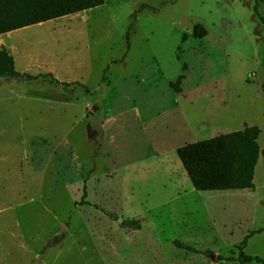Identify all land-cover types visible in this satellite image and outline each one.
<instances>
[{"label": "rangeland", "instance_id": "obj_1", "mask_svg": "<svg viewBox=\"0 0 264 264\" xmlns=\"http://www.w3.org/2000/svg\"><path fill=\"white\" fill-rule=\"evenodd\" d=\"M0 46L59 81L0 78V264H239L218 257L264 227L263 155L252 189L199 191L175 150L246 126L264 150V0H105Z\"/></svg>", "mask_w": 264, "mask_h": 264}, {"label": "trees", "instance_id": "obj_2", "mask_svg": "<svg viewBox=\"0 0 264 264\" xmlns=\"http://www.w3.org/2000/svg\"><path fill=\"white\" fill-rule=\"evenodd\" d=\"M105 0H0V35L27 26L40 24L49 20L61 18L73 13L98 7ZM254 12L257 13V3ZM261 21L263 19L259 17ZM206 35L205 28L200 24L193 26V36L202 38ZM264 67V61H263ZM27 78L37 79L39 77L49 78L52 82L59 83L51 73L37 74L19 73L15 70L14 59L9 52L0 46V78ZM183 75L180 74L174 81L169 82L170 88L179 92ZM69 85L66 82H60ZM84 87L80 83H71ZM264 91V80L262 82ZM94 109L98 107L95 105ZM260 129L257 126H246L243 129L227 132L178 146L175 150L193 188L199 191H226L252 189L254 187V170L260 154L264 157V150L260 151L257 138ZM86 192L83 191L81 204L85 201ZM110 217H114L107 213ZM122 224L139 229L140 223L135 219H124ZM263 228L250 231L237 247L238 253L235 257H221L219 260L237 262L239 264H264V259L259 256L245 254L244 247L247 239L254 234L261 233ZM173 244L190 253H201L199 249L174 240Z\"/></svg>", "mask_w": 264, "mask_h": 264}, {"label": "water", "instance_id": "obj_3", "mask_svg": "<svg viewBox=\"0 0 264 264\" xmlns=\"http://www.w3.org/2000/svg\"><path fill=\"white\" fill-rule=\"evenodd\" d=\"M88 128L90 132L95 133V141H96L95 150H97L98 146L102 142V137L104 134L103 123L100 114L93 113L90 116L88 120ZM119 221L121 222L122 219H119ZM59 231H62V227H60ZM214 257H215L214 255H211L210 259H214Z\"/></svg>", "mask_w": 264, "mask_h": 264}, {"label": "crops", "instance_id": "obj_4", "mask_svg": "<svg viewBox=\"0 0 264 264\" xmlns=\"http://www.w3.org/2000/svg\"><path fill=\"white\" fill-rule=\"evenodd\" d=\"M25 28V27H24ZM13 33V31H11V32H8V33H4V34H8V35H11Z\"/></svg>", "mask_w": 264, "mask_h": 264}]
</instances>
